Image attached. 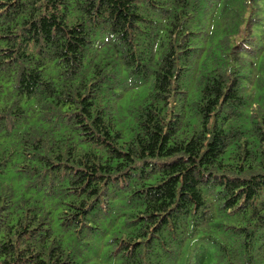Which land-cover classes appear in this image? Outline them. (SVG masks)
<instances>
[{
	"label": "trees",
	"instance_id": "16d2710c",
	"mask_svg": "<svg viewBox=\"0 0 264 264\" xmlns=\"http://www.w3.org/2000/svg\"><path fill=\"white\" fill-rule=\"evenodd\" d=\"M0 264H264V0H0Z\"/></svg>",
	"mask_w": 264,
	"mask_h": 264
}]
</instances>
